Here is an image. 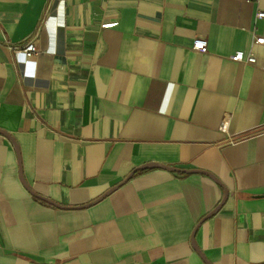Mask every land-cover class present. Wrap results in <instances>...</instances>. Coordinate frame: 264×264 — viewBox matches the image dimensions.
<instances>
[{
  "label": "crops",
  "instance_id": "obj_1",
  "mask_svg": "<svg viewBox=\"0 0 264 264\" xmlns=\"http://www.w3.org/2000/svg\"><path fill=\"white\" fill-rule=\"evenodd\" d=\"M259 12L0 0V264H264Z\"/></svg>",
  "mask_w": 264,
  "mask_h": 264
},
{
  "label": "built area",
  "instance_id": "obj_2",
  "mask_svg": "<svg viewBox=\"0 0 264 264\" xmlns=\"http://www.w3.org/2000/svg\"><path fill=\"white\" fill-rule=\"evenodd\" d=\"M258 18L264 17V12H259L257 14ZM256 44H264V38L256 37L255 38ZM23 53L26 57L30 58L38 53V49L35 44V38H31L25 44L12 48ZM192 49L201 53L207 52V40L204 37H197L192 42ZM230 60L237 63H247V64H254L255 58L252 55H246L244 52L239 51L235 54L230 56Z\"/></svg>",
  "mask_w": 264,
  "mask_h": 264
},
{
  "label": "water",
  "instance_id": "obj_3",
  "mask_svg": "<svg viewBox=\"0 0 264 264\" xmlns=\"http://www.w3.org/2000/svg\"><path fill=\"white\" fill-rule=\"evenodd\" d=\"M163 168H165V167H163ZM166 169L174 170V169H172V168H166ZM184 173H192V172H190V171H185Z\"/></svg>",
  "mask_w": 264,
  "mask_h": 264
}]
</instances>
